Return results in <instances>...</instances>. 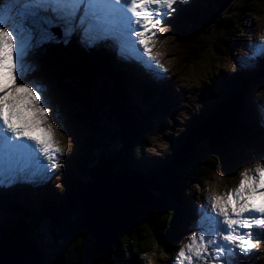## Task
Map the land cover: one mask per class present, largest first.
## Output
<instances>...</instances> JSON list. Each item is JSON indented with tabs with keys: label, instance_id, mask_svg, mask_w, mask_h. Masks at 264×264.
Segmentation results:
<instances>
[{
	"label": "snow or ice",
	"instance_id": "6c2138e0",
	"mask_svg": "<svg viewBox=\"0 0 264 264\" xmlns=\"http://www.w3.org/2000/svg\"><path fill=\"white\" fill-rule=\"evenodd\" d=\"M183 2L0 0V187L26 180L46 183L63 155L53 135L52 121L59 123V114L48 89L29 79L31 51L55 40L53 29H58L65 42L76 36L89 48L111 44L121 58L164 72L151 52V41L164 34L165 21ZM258 55H264V36L247 59ZM239 176L226 193L203 197L195 230L171 264H235L258 249L261 241L256 237L264 232V164L255 162Z\"/></svg>",
	"mask_w": 264,
	"mask_h": 264
},
{
	"label": "trees",
	"instance_id": "16d2710c",
	"mask_svg": "<svg viewBox=\"0 0 264 264\" xmlns=\"http://www.w3.org/2000/svg\"><path fill=\"white\" fill-rule=\"evenodd\" d=\"M263 5L264 0H245L244 3L241 5V8L243 14H245L246 12L256 13L261 10V7ZM189 7L190 9L188 13L190 15H196V17L198 18L201 17V15H199L198 10L195 8H203V3L198 0H195L192 6ZM183 13L184 15L182 16L180 22L187 19H195L188 17L187 12L184 10ZM228 24L232 23L229 21ZM206 37H198L197 40L199 42H204L209 45V42L206 41ZM224 39L220 45V48L224 51L227 50L229 47L237 46L238 44V36H235L233 30H231L229 34H225ZM192 50L194 52L196 51L195 49ZM199 52L202 54L204 50L200 48ZM202 56L205 59V64H208V57L206 55ZM41 57L48 61L51 60L45 55H42ZM187 58H189V56H187ZM213 63L215 62L212 61V64ZM47 66H42V69L47 70ZM191 70L194 73L192 74L193 77H197L199 79L201 78L199 71L195 67L191 66ZM245 73H247V77H244L243 72L241 71L238 73V75L234 77H228V80L230 82L245 81V85L249 89L253 85L251 80L253 73L251 71ZM64 74L66 76L63 79L65 82L69 80L71 83L79 85L76 80L80 78L82 79L77 68H73V70L71 71L64 70ZM207 74L210 73L205 72V77H207ZM52 82H60V78L57 80H53ZM156 82L159 83L158 78ZM123 84L125 85L127 92L133 95L130 91L129 85L125 82H123ZM175 85L178 88L180 87L179 80L175 82ZM161 86L164 87V84H162ZM121 88L122 87H120V89ZM223 89L225 88L220 86L219 90ZM110 90V88H106V92H110ZM97 94L98 91L93 90L94 97L92 98L96 102H99L97 100ZM165 95L167 98L171 99L170 94ZM60 99L62 101L61 104L63 105L66 114L70 115L69 117L72 120L79 121L82 115L86 116L88 106L90 107V105L88 103L83 102L82 98L72 97L64 93L60 96ZM148 99L152 101V98ZM174 100H176L175 95ZM174 100H169V104L171 106L175 105ZM243 104L244 107H248L250 105L249 95L244 96ZM150 107L153 108L160 117L165 118V115L162 114L156 104L152 102ZM210 109L211 108L208 107L206 109L201 110L200 112L193 114L191 118H189L187 125L185 126V128H183L181 132L180 130H176L179 134V137L177 138L175 145L178 147L174 150H171L170 153H172V157L167 160V163L164 166L163 164H160L158 166L160 168L163 166V168L161 169L162 172L150 177V181L153 182L155 186L152 188V191L154 193L150 194L149 201L145 205H139L137 207V211L135 212V227L132 228V230H130L129 228L124 230L125 232H128L126 235L127 238L122 239V241L120 239V241L125 246H129L132 242L133 244H131L130 246L134 245V254L137 255V258L139 257L140 261L144 262V259L142 257L144 248L141 245V239L145 236L141 234V231L143 230L144 232H146L147 236L151 237L153 235L154 237H156L154 234V230H156L155 225H149V223L144 221H147V218H157V226H162L166 224V221L168 220L170 223L174 222L172 217V207H170V205L172 202L175 201V196H177L175 194L177 193V188L175 186H177L182 181V179L187 176L185 171L193 172V170L196 168L198 164V150L200 148L206 149L202 147L203 145H206L208 147V152L211 151L212 153H217V151L220 150L222 156L225 154V150H227L228 156L227 159L224 160V164H234V161L232 160V157H234L237 161L236 164H234V171L239 170L244 164L247 163L246 158L243 155H239L235 151L237 148L236 145L242 144L246 140V137L243 133L244 127L241 126L240 128V126L235 122H239L238 110L236 111L233 108H229L226 101H223V103L217 109L209 111ZM203 111L204 113L201 114V112ZM244 112H248V110L245 109ZM165 119H167V117ZM148 123L149 122H147L143 126H138L134 130L132 129L131 131H129V133H126L127 140L125 139L126 141L121 142L123 144L127 143V147H129L128 143H130L131 140H133L136 144H131L130 148L128 150H125L124 153L130 151L132 155L135 156L142 151V148L144 147L143 145H146V132H148L151 128L150 125H147ZM262 127H264L263 124ZM86 145L90 146L89 149L91 150L93 148L92 146L95 145V141L93 139H90V141L88 140L86 142ZM213 158L209 163H205L204 166L200 167L199 171H201V173L196 172V174L198 173L199 175H203L202 173H204L206 169L209 170L211 168H215V165L217 163L213 160ZM221 161L223 162V159H221ZM195 164L196 166H194ZM185 167L188 170H177L183 169ZM191 172L189 174H191ZM99 175V168L93 170H86L85 168L83 169V167L79 168L76 174H69V189L66 192V196L69 199L67 206L70 205L68 210L75 213V218L71 216V214H69L68 210L66 209L61 210L58 213L59 205H57L51 200H45L40 205V209H37L36 207L27 206L28 209L32 210V212L28 210V212L23 213L22 217L18 220H7L4 224H1L0 243L6 242L7 239L10 237L16 238L18 236L17 234L21 231L20 229H22V226H28L27 229L30 232L28 233V236L37 238L38 244L41 246V250L44 252L45 257L42 264H116V262H119V260L115 258L109 259V257L114 252H116V248L111 247L105 255L102 254V256L99 257V255H97V253L94 251V247L91 246L93 240L91 238H83L77 233L79 224L78 220L76 219V212L80 214L81 208L78 207L84 204V202H81L82 194L84 192H88L89 187L92 185V183H94V180ZM195 176L197 175L192 173L190 177L191 179H195ZM201 178L202 177H200L199 180ZM156 182H158V184ZM61 193V199L66 200L67 198L64 196V192ZM36 197L37 201H39L38 196ZM160 197L162 198V200L158 199ZM180 201L182 202L183 200ZM166 206H169L170 208H166ZM36 215L37 218L35 217ZM159 216L160 218H166V220H159ZM45 217L47 218V220H49L50 217V219L52 220V226L55 225L52 229L49 228L48 224L46 223L47 220ZM26 220H28L29 223H26ZM183 223L181 224V227H183L184 230H190L189 226L186 223ZM148 231H151L152 234H148ZM132 232H134V234H132ZM83 239H87L89 242L86 244ZM164 239L168 242L171 241L170 235L164 236ZM176 246L178 247L179 244H177ZM127 253L130 259L132 257L131 251L128 249ZM125 257L127 258V255ZM124 260H121V262L126 263Z\"/></svg>",
	"mask_w": 264,
	"mask_h": 264
},
{
	"label": "rangeland",
	"instance_id": "374dc122",
	"mask_svg": "<svg viewBox=\"0 0 264 264\" xmlns=\"http://www.w3.org/2000/svg\"><path fill=\"white\" fill-rule=\"evenodd\" d=\"M247 21L249 22V24H255L257 22L262 23V22H264V15L262 17L248 18ZM182 47L183 46L181 45V43H179L178 41L175 40V37L173 36V32H170L168 34V36L163 37L161 50H163L165 52V57H164L165 64L167 65L168 68H170V67L172 68V72L176 73V78H180L182 80V82L186 83V89L188 91L187 101H186L188 106L186 108H184V107H180L179 108V104L183 105V103L177 101V97L180 98V99L184 98L186 100V98H185V90L183 88H181V86L179 87L180 91L177 93L176 100H174V103H175L174 107H176L178 109L176 110L175 108H173L174 109L173 111L177 114L176 121L178 120L179 123L181 124V127H182V128H180L179 126H177V127H175V130H180V132L187 125V122H188L187 117L191 118V116L193 114H195L197 112H200L201 110L206 109L208 107L211 108V105L209 103L214 99V97L220 91L224 90V89L223 90H219L220 86L223 87V88H226L225 81L228 80V76L230 74H232L231 71H234V69H235L234 66L230 67L227 64H224V62H222L223 64L220 63L218 61V58L215 56L213 51H210L208 53H203L202 54V55H206L208 57V59H209V63L208 64H205V59L203 58L202 55H201V57L198 60H196V61L194 60L195 62L190 60V63H188V64L176 63L175 62L176 58L184 59L185 58V56H184L185 52L188 49L191 48L189 45H186L184 48H182ZM151 49H152V47H151ZM192 55L193 54L191 52H187L186 53V56H189L188 59H190V57ZM211 60L215 62V63L212 64L214 67H216V63H219L220 67L218 69H216V70H212L211 72H209L210 74H207V77L205 79L200 81L199 84H196L198 86V88L190 87V89H189V86L192 85L193 82H197V79H198L197 77H193L192 76V74H194V73L191 70V66L195 67L199 71L200 76H202L204 74V72H206L210 68V66H211L210 61ZM244 71L245 72H250L248 70H244ZM235 72H236V74H232L231 77H234V76L238 75V73L241 72V70L240 69H238V70L235 69ZM36 76H40V74L38 73V74H36ZM156 78H158V77H156ZM159 81L162 82L161 77H159ZM38 82H41L44 85H46V87L48 89V96L50 98V101L57 103L58 102L57 101L58 97L56 98L55 95L53 94L56 91L54 89V87L48 82H42L41 80H39ZM228 82H230V81L228 80ZM251 88H253V85L248 89L249 99L252 98V96H251ZM199 92L201 93V95L203 97L202 99L198 98V93ZM253 93H254V96L256 94H258L256 92H254V90H253ZM249 103H250V100H249ZM198 106H200L201 108L198 109L197 108ZM62 110L65 112V109H64L63 105L60 103V107L58 108V112L60 113ZM183 115H186L187 117L183 116ZM164 117L166 118V115ZM172 119H173V122L169 121V124H171V125L173 123H175V119L174 118H172ZM54 123L57 126V128H59L58 124L56 122H54ZM263 125H264V123H263ZM170 129H172V128L170 127ZM177 138L175 139V142H174L175 144H176ZM154 140H155L157 148H151V146H149V145H151L152 143L149 140V144H148V147H147L148 150L146 152V156H148V157H150V155H152L154 153H158L159 150L160 151L162 150L161 146L158 144V137L157 136H156V138ZM160 160H162V162L164 161L163 159H160ZM216 161L219 162L218 159H216ZM255 162H260L261 163L260 158L256 157L255 159H253L252 164H254ZM244 165H246V164H244ZM239 170H237V171H239ZM237 171H235V172H237ZM54 172H56V171L54 170ZM57 174H59V172H57L56 175L53 177L54 181H52V183H51V188L52 189L58 188V185L60 184ZM232 175H233L232 172H227L225 175H223L222 173H213L212 175H209L207 183L212 188H219V187L223 186V184L226 181L232 180L233 179ZM196 181H197L196 178L192 179L191 181H189V186L191 187V191L193 193V196H189L191 199H188V202L189 201L192 202V198H193L194 202H196L197 198H199L200 195H201V193L199 191V188H201V187H200V185H198L196 183ZM28 182L30 183L29 187H27V186H23V187H27L25 189V191L28 194H30V192L33 193V195H30L31 197L34 196L35 190L37 188L40 189L41 186L44 184V182L38 183V181L34 182V183L33 182L31 183L30 181H28ZM48 182L49 181H47L46 183H48ZM191 182H194V183H192L190 185ZM197 185L199 187H197ZM46 186L48 187L47 184H46ZM193 189H194V192H193ZM195 189L197 190L196 192H195ZM42 190L45 191L44 189H42ZM47 193H50V191L47 190ZM52 195L56 196V193L52 192ZM20 203H21L22 207H25L24 204H23L22 199H20ZM28 210H30V212H32L31 209H28ZM74 217H75V214H74ZM158 218H159V220H162V221H164L166 219L164 217L160 218V216ZM183 224H185V223H183ZM166 229H167V225L166 224H164L162 226H159V225L156 226V232L157 233H165ZM184 231H187L188 234H190V232L192 230L187 229V230H184ZM132 234H134V232H132ZM141 234L145 235L144 238L141 239V243H142L143 246H146L147 248H149L153 244H156V240L155 239L151 240L150 238H148L147 237V233L144 232L143 230L141 231ZM176 245H177V243H176ZM163 250H164V248L162 246H160V250H157V253L155 255L154 254H149L147 259H146V263L147 264H160L159 261H160V259H162V255L168 253V251L164 252ZM145 252L147 254L149 253L147 250H145ZM259 256L264 257V254L260 252ZM109 259H111V258L109 257Z\"/></svg>",
	"mask_w": 264,
	"mask_h": 264
},
{
	"label": "water",
	"instance_id": "95a60500",
	"mask_svg": "<svg viewBox=\"0 0 264 264\" xmlns=\"http://www.w3.org/2000/svg\"><path fill=\"white\" fill-rule=\"evenodd\" d=\"M101 117L87 111L79 121L92 131L95 138L103 128V120L106 122V118ZM107 177L103 175L92 185L91 199L81 218L82 233L93 235L96 246L100 248L117 242L119 232L133 222L134 204L146 200V193L138 183L106 180ZM95 222H103L104 225L101 227ZM42 260L43 253L32 240L11 238L0 243V264H41Z\"/></svg>",
	"mask_w": 264,
	"mask_h": 264
},
{
	"label": "bare ground",
	"instance_id": "6f19581e",
	"mask_svg": "<svg viewBox=\"0 0 264 264\" xmlns=\"http://www.w3.org/2000/svg\"><path fill=\"white\" fill-rule=\"evenodd\" d=\"M194 1L195 0H193V1H191L188 5H187V7H184V11H189V9H190V7L189 6H192V4L194 3ZM175 7H176V5H175ZM184 15V13L182 12V14H180V16L177 18V21L178 22H180V20H181V18H182V16ZM108 51L109 50H107V53H108ZM117 60V59H116ZM118 61V60H117ZM102 66V65H101ZM103 67V66H102ZM147 69V68H146ZM148 71H149V69H147ZM125 71V70H124ZM155 77H158V79H159V74L158 73H156L155 72ZM232 76V74H230L228 77H231ZM29 79H32V77L31 78H29ZM158 84H160V85H162V84H164L165 85V83L162 81V82H160L159 81V83ZM162 87V86H161ZM190 87H195L194 86V84L192 83V85H190L189 86V89H190ZM130 88V87H129ZM164 88V87H163ZM55 89V88H54ZM56 90V89H55ZM121 90H122V88H121ZM53 91V90H52ZM130 91H131V89H130ZM131 93H132V91H131ZM54 95H55V97L57 98L58 97V102H57V105H58V108H59V106H60V103H62V101H61V99H60V96H61V94L58 92V90H56L55 91V93H53ZM133 94V93H132ZM81 107V106H80ZM78 112V111H77ZM57 113L58 114H60L58 111H57ZM183 116H186V115H183ZM187 117V116H186ZM187 119H188V121H189V118L187 117ZM131 133V132H130ZM133 133V132H132ZM32 183V182H31ZM30 195H33V193L32 192H30ZM38 196V195H37ZM189 204H191V202L189 201ZM97 225H99V226H103L104 225V223L103 222H95ZM191 230V229H190ZM179 247V246H178Z\"/></svg>",
	"mask_w": 264,
	"mask_h": 264
}]
</instances>
